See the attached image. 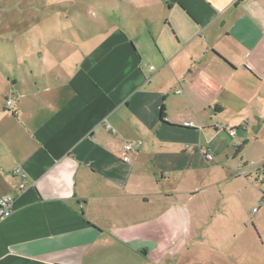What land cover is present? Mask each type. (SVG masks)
Segmentation results:
<instances>
[{
	"label": "crops",
	"instance_id": "0c3cea01",
	"mask_svg": "<svg viewBox=\"0 0 264 264\" xmlns=\"http://www.w3.org/2000/svg\"><path fill=\"white\" fill-rule=\"evenodd\" d=\"M141 9L80 41L58 31L64 53L16 76L1 66L0 196L16 199L0 220V264H143L167 249L149 234L185 238L186 202L228 161L216 158L224 134L233 160L254 142L264 150V0ZM254 168L245 178L264 184Z\"/></svg>",
	"mask_w": 264,
	"mask_h": 264
},
{
	"label": "rangeland",
	"instance_id": "374dc122",
	"mask_svg": "<svg viewBox=\"0 0 264 264\" xmlns=\"http://www.w3.org/2000/svg\"><path fill=\"white\" fill-rule=\"evenodd\" d=\"M153 3L163 9L167 0H0V78L6 79L1 66L16 76L21 66L29 69L37 60L48 61L58 52L64 53L57 39L60 30L80 41L82 35L97 32L102 21L121 24L119 18L131 13L134 18L121 25L133 24L149 13L148 9L137 12V8ZM0 100H5L3 95ZM224 139H228L229 149L216 158H228L227 163L217 165V176L202 181L199 195L186 202L191 207L189 215L184 214L185 238H181L183 231L173 233L172 227L165 233L149 234L167 249L153 251L151 262L143 264H264V184L256 182L254 172L245 178V169L262 168L264 150H253L258 147L254 142L233 160L232 143L225 134ZM246 156L247 162L243 160ZM239 160L246 168H240ZM238 168L244 175L236 179ZM183 186L177 187L178 192ZM171 220L172 212L163 218L164 222ZM104 239L111 241L110 234Z\"/></svg>",
	"mask_w": 264,
	"mask_h": 264
},
{
	"label": "built area",
	"instance_id": "2783aa9c",
	"mask_svg": "<svg viewBox=\"0 0 264 264\" xmlns=\"http://www.w3.org/2000/svg\"><path fill=\"white\" fill-rule=\"evenodd\" d=\"M151 70H152V68H151ZM13 103H14L13 99H10V100L6 101V105L10 109H12L11 107H12ZM15 113L16 112H13V114H15ZM184 126L185 127H191L192 124L191 123H186ZM230 135L234 136L235 135V131L232 130L230 132ZM131 150H132V145L125 144V146H124V152L125 153L122 155V161L129 162V157L126 155V153L130 152ZM200 154L208 162H211L213 160V156L210 153H208L205 149H202L200 151ZM262 167H264V165ZM240 168L243 169L244 165H240ZM240 168L235 169V173H236L237 176L244 175L240 171ZM256 170L259 171L260 168H257ZM13 172H14V176L17 179H19V185H18L19 194L18 195H21L23 192H25L29 188L28 184L26 183V176H25V174L21 173L18 169L14 170ZM258 180L260 182H263L264 181V177L259 175L258 176ZM15 199H16V197L12 196V195L0 196V220H3V219H6V218L10 217V215L13 212V206H14Z\"/></svg>",
	"mask_w": 264,
	"mask_h": 264
}]
</instances>
